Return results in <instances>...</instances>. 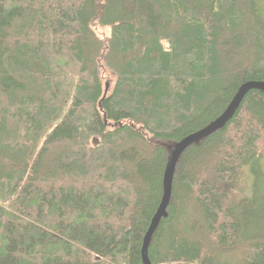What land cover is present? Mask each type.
<instances>
[{"label":"trees","instance_id":"16d2710c","mask_svg":"<svg viewBox=\"0 0 264 264\" xmlns=\"http://www.w3.org/2000/svg\"><path fill=\"white\" fill-rule=\"evenodd\" d=\"M249 80L264 0H0V264H144L172 148ZM149 257L264 264L263 90L182 153Z\"/></svg>","mask_w":264,"mask_h":264},{"label":"water","instance_id":"95a60500","mask_svg":"<svg viewBox=\"0 0 264 264\" xmlns=\"http://www.w3.org/2000/svg\"><path fill=\"white\" fill-rule=\"evenodd\" d=\"M254 89H259L264 91V81L260 80H249L244 82L233 96L231 102L218 117L212 120L210 123L200 128L197 131H194L184 138H182L171 150V153L168 158V162L165 170L164 178V192L162 201L159 205L158 210L156 211L148 230L145 234L143 247H142V258L144 264H153L149 257V245L153 237L154 232L159 226L163 217L167 214V208L169 206L172 192H173V179L175 174V169L177 162L182 155V153L193 143L200 141L201 139L213 134L219 129L224 128L227 123L234 117L241 104L243 103L246 95Z\"/></svg>","mask_w":264,"mask_h":264},{"label":"rangeland","instance_id":"374dc122","mask_svg":"<svg viewBox=\"0 0 264 264\" xmlns=\"http://www.w3.org/2000/svg\"><path fill=\"white\" fill-rule=\"evenodd\" d=\"M102 32H103V34H107L108 33V30L107 29H104V30H102ZM110 80H111V82H109V84L111 83V87H112L114 80H113L112 77L110 78Z\"/></svg>","mask_w":264,"mask_h":264}]
</instances>
